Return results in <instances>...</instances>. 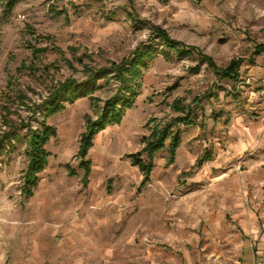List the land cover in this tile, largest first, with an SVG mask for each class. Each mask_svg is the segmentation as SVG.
<instances>
[{
  "label": "rangeland",
  "instance_id": "rangeland-1",
  "mask_svg": "<svg viewBox=\"0 0 264 264\" xmlns=\"http://www.w3.org/2000/svg\"><path fill=\"white\" fill-rule=\"evenodd\" d=\"M151 26L196 47L219 68L240 61L238 77H219L195 55L178 58L151 35ZM147 41L156 52L142 71L134 106L120 124L109 126L111 144L94 137L87 185L76 157L79 138L85 116L96 119L105 100L120 90L111 74L97 80L102 87L92 98L65 104L47 119L56 129L45 146L47 165L33 195H21L27 164L23 124L37 126L24 105L35 108L59 83L82 80L79 57L93 68L108 66L130 58ZM260 43L264 0H22L9 15L0 13V133L7 129L4 117L16 122L19 133L0 146V264H74L82 253L91 263L96 256L88 243L79 254L69 252L70 259L59 255L67 237L60 229L77 221L84 223L86 240L100 242L96 264H241L251 235L234 225L220 199L235 193L243 163L257 155L236 151L239 130L257 142L264 138V53L250 62ZM174 83L178 87L168 92ZM195 98L200 102L194 104ZM174 100L190 106L193 124L175 126L186 135L182 160L186 141L196 134L192 162L178 166L174 156L176 164L167 166L165 148L155 154L150 180L140 187L142 174L124 155L140 150L154 126L179 115ZM122 134L129 143L118 139ZM206 154L209 159L194 167ZM245 205L253 210V203ZM195 207L197 216L191 214ZM207 211L231 229H209ZM110 215L117 224L109 228ZM87 229H94L93 236ZM112 249L114 256H108Z\"/></svg>",
  "mask_w": 264,
  "mask_h": 264
},
{
  "label": "trees",
  "instance_id": "trees-1",
  "mask_svg": "<svg viewBox=\"0 0 264 264\" xmlns=\"http://www.w3.org/2000/svg\"><path fill=\"white\" fill-rule=\"evenodd\" d=\"M21 1L0 0V13L9 15L15 5ZM151 32L153 37L159 38L168 49L174 51L178 58L195 55L200 61L206 63L219 77L234 79L238 77L240 61L231 60L225 68H219L210 56L203 54L194 46L186 45L171 38L166 30L158 26H151ZM32 52L36 55V49ZM155 52L154 44L151 41H147L134 50L130 58H126L119 63L112 62L108 66L99 68L90 67L83 63V57H79L77 60L82 64V68L86 73L82 80L67 79L59 83L57 88L52 90L41 104L34 106L35 108L24 105V108L31 109L30 120H35L37 126L33 127L30 123L23 124L27 128L25 135L27 164L22 177L21 195L25 197L32 196L33 190L39 182V174L47 165L50 153L46 150L45 146L50 138L56 136L55 127L49 125L47 119L64 110L65 104H72L78 98H92L94 92L102 87L100 83H97V80H105V77L111 74L119 82L120 90L105 100L104 109L96 119H91L87 115L85 116V130L79 138L76 157L79 159L78 168L82 170V183L83 185L87 184L91 170V161L87 156L93 145L94 137L106 126L119 124L124 112L134 106L137 96L136 90L140 84L142 71L147 69L148 62L153 58ZM262 53H264V43L257 44L252 52L250 62H254L252 59ZM177 87L178 83H174L167 90L171 92ZM192 101L194 104L200 102L197 98ZM172 107L179 115L175 119L154 126L149 135L142 137L143 147L140 150L124 155V158H127L130 164L136 166L142 174L143 178L140 182V187H143L150 180V175L154 168L153 160L157 152L166 148L168 153L166 163L172 164L174 162L175 151L179 146L181 134L175 125L177 123H182L185 126L193 124L189 105L182 106L178 101L174 100ZM4 112L8 114L9 110L4 109ZM37 114L39 118L36 117ZM3 124L7 129L0 133V146L4 140L10 141L11 139H17L19 136V133L15 132L16 122L4 117ZM19 127L20 125L17 128ZM208 159V154L203 155L200 159L196 160L195 166H201ZM69 174L72 175L73 172L70 171Z\"/></svg>",
  "mask_w": 264,
  "mask_h": 264
},
{
  "label": "crops",
  "instance_id": "crops-1",
  "mask_svg": "<svg viewBox=\"0 0 264 264\" xmlns=\"http://www.w3.org/2000/svg\"><path fill=\"white\" fill-rule=\"evenodd\" d=\"M122 122V121H121ZM120 122V123H121ZM119 123V124H120ZM110 125L106 126L103 130L98 132L96 136H98L99 139H104L106 144H111L113 141L110 140V134L108 133V130ZM122 126V124H121ZM114 131V130H113ZM124 134V133H123ZM119 135L118 139H122L125 143L128 142V138L124 135ZM250 134V133H248ZM238 140L236 143V151L239 154H244L245 152H253L256 153L255 157H253L255 160L252 162L245 161L243 164V170L240 172V174L237 177V180H234V183L236 185V191L232 195H225L220 199L222 205L229 210L230 213L233 215V222L235 221V224L239 227V229H244L246 232H248L251 235V239L248 241L247 245V251L243 255H241L240 260L241 264H248L252 260H260L264 261V188L261 187V185H264V138L256 141L255 136H249L245 135L244 130H239L238 132ZM186 135H184L185 137ZM196 134H193L189 140L186 141L188 143V148L185 150V156L183 157L184 160L181 158V151L184 150V137L182 133L180 134V143L175 151V159L178 160L180 158L181 164L178 166H182L183 164H188L192 162V148H194V143L191 142V139L194 138ZM207 138L205 140H199L201 143H203L204 147L207 146ZM98 142V140H97ZM92 148V147H91ZM90 148V149H91ZM263 150V151H261ZM180 155V156H179ZM258 156V157H257ZM174 159V162L172 164H176V160ZM198 159V158H197ZM196 159V160H197ZM130 162V161H129ZM196 163V161H195ZM195 163L193 164L194 167ZM167 166H171L172 164H167ZM132 166V165H131ZM134 167V166H133ZM136 167V166H135ZM138 169V168H137ZM246 169V170H244ZM139 171V170H138ZM91 173V170H90ZM89 173V175H90ZM88 183V182H87ZM83 184V183H82ZM87 185V184H86ZM84 185V186H86ZM38 187V185H37ZM227 192H233V189H229ZM33 195V194H32ZM239 195V198H238ZM61 202H66L67 197L61 195ZM232 198V199H231ZM45 202V201H44ZM251 202L253 203V210L249 209L245 204ZM236 204L235 207H233V204ZM230 204V205H229ZM203 209H201V212ZM240 213V215H238ZM193 215H198L196 213V207L193 209V212L191 213ZM204 214L207 215L208 219L210 220V226L211 228L216 229H231L229 226L224 224V221L221 219L213 220L212 214L210 212H205ZM111 216V215H110ZM237 222V223H236ZM107 223L108 227H115L117 224V219L113 215L108 218V220L105 222ZM116 229H108V232H115ZM90 236H93L94 229H87ZM61 234H66V241H65V250L62 251L63 253H59L60 256H67L65 258L70 259L69 252L72 250H76L77 254H79V251L84 250L88 246L93 250V257L96 256V260H93L91 263H89L88 258L85 257V254L82 253V255L76 256L75 258H78V260L74 264H96L100 257V248H99V240H91L85 239L86 229H84V223L81 221H77V224L71 228H62L60 229ZM99 233V232H97ZM115 243L114 241L112 242ZM114 246H112L113 248ZM62 248V247H61ZM109 249H111V246H109ZM115 249L109 250L108 256H114ZM237 264H240L239 262Z\"/></svg>",
  "mask_w": 264,
  "mask_h": 264
},
{
  "label": "built area",
  "instance_id": "built-area-1",
  "mask_svg": "<svg viewBox=\"0 0 264 264\" xmlns=\"http://www.w3.org/2000/svg\"><path fill=\"white\" fill-rule=\"evenodd\" d=\"M248 264H264V261H260V260H252L251 262H249Z\"/></svg>",
  "mask_w": 264,
  "mask_h": 264
}]
</instances>
